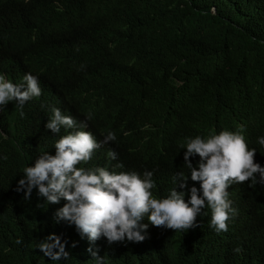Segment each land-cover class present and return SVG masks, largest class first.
I'll use <instances>...</instances> for the list:
<instances>
[{
  "label": "trees",
  "instance_id": "trees-1",
  "mask_svg": "<svg viewBox=\"0 0 264 264\" xmlns=\"http://www.w3.org/2000/svg\"><path fill=\"white\" fill-rule=\"evenodd\" d=\"M34 9L47 20L56 45L18 50L17 20L22 14L33 19ZM0 55V68L29 67L57 82L71 108L92 115L89 123L101 137L116 134L107 145L117 159L104 154L90 166L114 168L119 160L127 168L152 170L162 183L186 168L180 145L188 138H205L217 118L264 108V0L8 4L0 8ZM253 125L256 136L264 137V110ZM45 126V117L28 108L20 113L13 102L0 118V264H95L75 225L54 221L66 200L46 205L37 189L30 199L26 189L17 191L23 169L49 148ZM145 139L146 152L135 150ZM250 183L229 196L249 206L237 227L217 233L205 208L197 227L167 233L171 244L143 255L144 249L132 246L129 258L109 247L105 264H264V243L259 250L244 244L264 237V185ZM7 188L15 191L4 196ZM53 233L67 241V260L53 261L38 248Z\"/></svg>",
  "mask_w": 264,
  "mask_h": 264
},
{
  "label": "clouds",
  "instance_id": "clouds-1",
  "mask_svg": "<svg viewBox=\"0 0 264 264\" xmlns=\"http://www.w3.org/2000/svg\"><path fill=\"white\" fill-rule=\"evenodd\" d=\"M29 1L0 0V8ZM33 12V19L22 14L17 20L19 35L14 46L18 50L56 45L47 20L36 9ZM65 98L57 82L36 69L15 70L10 63L0 68V118L9 102H13L20 113L28 108L45 117L49 133V148L34 165L23 169L17 191L26 189L25 198L30 199L33 189H37L46 205L59 203L61 198L66 200L54 221L75 225L80 244L94 257L95 264H105L109 247H117L129 258L132 246L144 249L143 255L157 246L171 244L167 233L173 236L175 231L197 227V216L205 208L211 210L209 226L217 233L227 232L237 227L249 210L243 201L229 199L231 191L246 181L251 182L252 188L258 183L264 185V137L256 136V125L252 126L255 115L264 108L245 110L239 118L215 119L205 138H188L186 144L180 145L186 148V168L177 172L173 180L157 183L152 170L127 168L119 160L118 168L102 166L100 162L96 167L90 166L104 154L117 159V153L107 145L117 140L116 134L109 131L101 137L89 123L92 115L82 116ZM141 145L135 150L146 152L147 140ZM54 151L55 155L50 154ZM14 191L7 188L3 195ZM66 243L53 233L40 241L38 248L53 261L67 260L70 254L65 250ZM262 243L264 237L258 235L244 244L259 250Z\"/></svg>",
  "mask_w": 264,
  "mask_h": 264
},
{
  "label": "bare ground",
  "instance_id": "bare-ground-1",
  "mask_svg": "<svg viewBox=\"0 0 264 264\" xmlns=\"http://www.w3.org/2000/svg\"><path fill=\"white\" fill-rule=\"evenodd\" d=\"M14 144V143H13Z\"/></svg>",
  "mask_w": 264,
  "mask_h": 264
}]
</instances>
